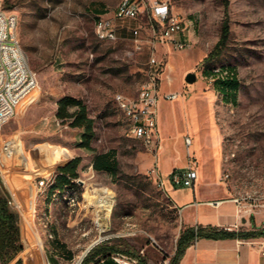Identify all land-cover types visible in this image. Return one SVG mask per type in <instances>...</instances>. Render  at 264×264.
Here are the masks:
<instances>
[{
  "label": "rangeland",
  "instance_id": "374dc122",
  "mask_svg": "<svg viewBox=\"0 0 264 264\" xmlns=\"http://www.w3.org/2000/svg\"><path fill=\"white\" fill-rule=\"evenodd\" d=\"M121 2L1 0L16 17L20 44L38 79V100L19 108L1 134L4 146L12 144L0 176L20 206L23 264L82 263L93 248L108 247L117 250L113 256L121 264H138V256L146 264H168L186 227L181 208L155 181L168 160L158 165L130 133L116 100L118 94L137 96L147 80L154 22L145 11L116 21L117 40H101L96 33L95 17L105 13L96 15L94 7L102 5L105 15H113ZM172 8L193 20L195 29L190 48L158 45L155 50L162 62L161 90L182 94L159 104L164 144L177 147L173 166L183 168L194 158L205 196L239 199L264 214V0H230V38L213 65L229 66L237 75L233 102L223 100L207 73L212 64L203 62L221 35L222 0H172ZM190 72L197 75L194 83L186 80ZM67 95L81 99L95 121L92 150L78 146L82 129L56 115L58 101ZM187 137L193 140L190 147ZM110 149L119 161L115 178L92 166L96 154ZM75 156L82 162L69 190L37 193V178L55 176ZM163 177L170 192L175 186L169 174ZM103 188L111 192L109 216L94 204L105 195ZM67 195L76 202L68 203ZM263 227L264 222L257 229Z\"/></svg>",
  "mask_w": 264,
  "mask_h": 264
},
{
  "label": "built area",
  "instance_id": "2783aa9c",
  "mask_svg": "<svg viewBox=\"0 0 264 264\" xmlns=\"http://www.w3.org/2000/svg\"><path fill=\"white\" fill-rule=\"evenodd\" d=\"M147 12L153 24V33L148 43L153 55L149 61L147 80L141 86L137 96L130 97L118 94L116 100L122 110L129 126L130 133L143 141L149 151L158 159L162 147L159 132V101L177 100L181 92H162L160 88L162 62L156 56L158 45L169 46L173 49H188L192 45L189 34L194 28L191 19L175 13L172 8V0H122L113 15H100L95 17L96 33L99 39L114 41L119 38L117 20L136 19L142 12ZM16 17L8 14L2 7L0 0V170L6 168L11 157L12 144L4 146L1 134L4 126L12 119L20 105L30 98L37 85V74L28 63V58L20 44ZM234 76V72L224 65H216L212 69V80H224ZM188 147L192 144V138H186ZM191 157V153H189ZM1 172V178L2 177ZM155 181L158 187L166 191V180L159 172L155 173ZM55 176L50 178H37V193L48 196L49 188L55 181ZM169 177L174 186L192 187L196 183L199 174L194 158L183 168L173 169ZM4 181V180H3ZM4 186L6 182L4 181ZM6 188V186H5ZM9 205L18 212L20 209L16 196L10 190ZM68 203H75L72 195H67ZM240 201L239 199H236ZM35 211V208H34ZM19 213V212H18ZM50 238L53 234L50 233ZM135 262L138 260L135 259ZM81 260L77 263L80 264ZM48 264H51L48 262Z\"/></svg>",
  "mask_w": 264,
  "mask_h": 264
},
{
  "label": "trees",
  "instance_id": "16d2710c",
  "mask_svg": "<svg viewBox=\"0 0 264 264\" xmlns=\"http://www.w3.org/2000/svg\"><path fill=\"white\" fill-rule=\"evenodd\" d=\"M225 8V17L221 26V35L213 49L205 56V65H213L224 53L231 34L229 19L230 0H222ZM93 12L106 13L107 10L100 5L94 7ZM99 16V15H97ZM209 67L207 73L212 74ZM229 67V66H228ZM215 85L220 89L223 100L233 102L235 100L239 82L237 75L229 79L215 80ZM74 108V110H72ZM57 117L62 121H69V125L74 128L82 129L79 147L92 150V141L95 137V121L89 116L87 105L73 96H64L58 101ZM82 162L81 156L69 159L65 164L58 167L54 183L49 188V194L64 193L74 185V180L79 177V165ZM96 171H104L112 177H118L120 172L117 151L110 149L95 155L92 163ZM10 193L5 188L0 176V264H23L19 254L24 250L22 240V228L19 213L9 205ZM264 237V227L253 230H229L212 225H197L185 227L178 238L176 252L170 257L168 264H179L187 247L195 240L200 238H257ZM117 252L114 247L92 249L84 258L81 264H121L115 260L113 253ZM138 264H146L141 256H138Z\"/></svg>",
  "mask_w": 264,
  "mask_h": 264
},
{
  "label": "crops",
  "instance_id": "0c3cea01",
  "mask_svg": "<svg viewBox=\"0 0 264 264\" xmlns=\"http://www.w3.org/2000/svg\"><path fill=\"white\" fill-rule=\"evenodd\" d=\"M105 14L108 13L106 12ZM189 36L193 40L195 39V29L191 30ZM167 47L171 48L169 46ZM161 91L167 92L165 90ZM38 98V93L34 91L33 95L24 101L19 108L21 109L27 102L24 108L25 110L37 101ZM164 101L175 100L161 98L159 104ZM160 120L161 107L159 109V132L162 147L159 151L158 165L164 159L168 160L165 167L160 169V175L163 176L170 174L173 169L178 168L173 166L174 160H172V156L176 153L177 147L172 141H167L164 144ZM198 174L199 177L194 186L187 187L190 189L189 191L184 190L185 187L180 188L179 186L170 189V192L166 188L168 196L181 208V214L186 227L212 225L229 230H253L261 227V224L264 222L262 210L248 207L241 201L233 198H208L198 188L197 184L200 179L199 171ZM2 182H4L3 179ZM60 247L65 248V245L62 243ZM68 256H71V252H68ZM179 264H264V237L251 239L200 238L193 241L187 247Z\"/></svg>",
  "mask_w": 264,
  "mask_h": 264
},
{
  "label": "bare ground",
  "instance_id": "6f19581e",
  "mask_svg": "<svg viewBox=\"0 0 264 264\" xmlns=\"http://www.w3.org/2000/svg\"><path fill=\"white\" fill-rule=\"evenodd\" d=\"M38 87V86H37ZM36 87V88H37ZM101 190V189H100ZM99 190V191H100ZM102 192H104L105 193V195L104 196H101V197H99V198H97L96 199V201H95V203L94 204H96V206L98 207V208H101L102 209V211H103V215H105V216H109V213H110V209H111V205L110 204H108V199H109V197L111 196V192L108 190V189H106V188H103V190H102ZM98 194V193H97ZM102 194V193H101ZM109 194V195H108ZM92 197V196H91ZM96 198V197H95ZM110 200V199H109ZM97 208V209H98ZM100 221H102V220H100ZM102 223V222H101ZM103 225H104V227H106V223L104 224V222L102 223ZM102 226V225H101ZM103 228V227H102ZM108 230V229H107ZM105 232V231H104Z\"/></svg>",
  "mask_w": 264,
  "mask_h": 264
},
{
  "label": "water",
  "instance_id": "95a60500",
  "mask_svg": "<svg viewBox=\"0 0 264 264\" xmlns=\"http://www.w3.org/2000/svg\"><path fill=\"white\" fill-rule=\"evenodd\" d=\"M197 79V75L193 72H190L187 74L186 76V80L189 82V83H194Z\"/></svg>",
  "mask_w": 264,
  "mask_h": 264
}]
</instances>
